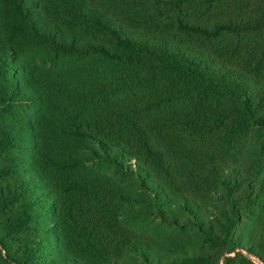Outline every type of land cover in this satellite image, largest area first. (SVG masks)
<instances>
[{
  "label": "trees",
  "instance_id": "1",
  "mask_svg": "<svg viewBox=\"0 0 264 264\" xmlns=\"http://www.w3.org/2000/svg\"><path fill=\"white\" fill-rule=\"evenodd\" d=\"M0 264H264V0H0Z\"/></svg>",
  "mask_w": 264,
  "mask_h": 264
}]
</instances>
